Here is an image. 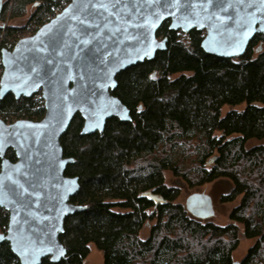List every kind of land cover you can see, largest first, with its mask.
I'll list each match as a JSON object with an SVG mask.
<instances>
[{"label":"trees","instance_id":"obj_1","mask_svg":"<svg viewBox=\"0 0 264 264\" xmlns=\"http://www.w3.org/2000/svg\"><path fill=\"white\" fill-rule=\"evenodd\" d=\"M44 1L37 6L35 0H4L0 49L19 31L7 22L23 17L29 5L35 7L30 20L44 7L50 11L51 0ZM168 24L156 31L167 39L166 48L116 76L112 94L131 120L111 118L102 132L80 134L83 120L77 113L62 135L63 156L73 158L64 174L79 178L71 201L85 209L64 219L59 240L65 257L40 264H84L91 244L102 252L103 264H264V145L245 146L264 138V36L255 34L240 57L224 58L202 50L203 31L184 33ZM239 104L242 110L221 114L224 105ZM44 112L37 94L0 98L5 122L37 121ZM188 149L194 152L190 161ZM5 156L16 159L12 149ZM165 170L193 185L228 179L232 187L221 201L241 196L229 222L220 226L193 217L175 202L179 189L165 185ZM253 175L256 182L247 179ZM146 191L165 203L140 196ZM149 220L155 223L141 239L139 231ZM7 222L8 213L0 208V233ZM240 236L254 243L235 262ZM0 264H19L7 241L0 242Z\"/></svg>","mask_w":264,"mask_h":264},{"label":"water","instance_id":"obj_2","mask_svg":"<svg viewBox=\"0 0 264 264\" xmlns=\"http://www.w3.org/2000/svg\"><path fill=\"white\" fill-rule=\"evenodd\" d=\"M166 20L170 30L203 31L204 52L238 58L255 34L264 36V0H70L34 34L0 49V98L40 92L45 111L37 121L0 118V208L8 213L0 242L19 264L65 257L64 219L85 206L71 201L79 178L64 174L73 158L63 156L60 139L77 113L80 134L102 132L111 118L131 120L112 94L116 76L166 48L167 39L156 35ZM140 196L165 203L151 191ZM184 206L197 219L214 215L205 192L189 194Z\"/></svg>","mask_w":264,"mask_h":264},{"label":"rangeland","instance_id":"obj_3","mask_svg":"<svg viewBox=\"0 0 264 264\" xmlns=\"http://www.w3.org/2000/svg\"><path fill=\"white\" fill-rule=\"evenodd\" d=\"M35 10V7L33 5H29L26 8V14L23 17L13 19L10 22H7L10 25H15L19 27V30L23 28L29 21L30 17ZM183 38H185L184 35H182ZM244 108V104H239L236 106H230V105H224L221 109V114L224 115L227 111L230 109H236V110H242ZM15 121V120H13ZM12 121V122H13ZM10 123V122H7ZM218 134V133H215ZM257 145H264V138L262 139H250L246 144V148L249 149L253 146ZM186 161H190L191 158L194 157L193 149H188L186 151L185 156ZM194 163L188 162L187 166L192 167ZM207 166H211L210 163L207 164ZM242 164L240 165L241 168ZM164 175V183L168 187H176L179 189V196L176 198L175 202L180 203L184 206L186 197L194 192H205L208 195H210L213 203L214 208V215L207 218V219H200L203 223L205 222H212L214 224L225 226L229 220L228 215L231 212V210L236 207L241 199V196H238L235 200L231 202H222L221 196L225 193H228L229 190L232 187V183L225 178L214 180L210 183H206L203 185H193L189 182L182 179L180 176H175L172 174L170 170H165L163 172ZM248 180L251 182H256L257 177L252 176L248 177ZM115 210H120L118 208H115ZM122 211V210H120ZM155 223V220H149L147 221L139 231V237L141 239H145L148 237L151 226ZM254 243V239H245L242 236H240V242L236 250L232 252V258L235 262L241 260L243 256L245 255L247 249ZM84 264H103V255L100 250H98L94 244L90 245V252L88 253Z\"/></svg>","mask_w":264,"mask_h":264},{"label":"built area","instance_id":"obj_4","mask_svg":"<svg viewBox=\"0 0 264 264\" xmlns=\"http://www.w3.org/2000/svg\"><path fill=\"white\" fill-rule=\"evenodd\" d=\"M52 8L50 11H46L45 7L42 9V11L37 12V14L32 17V19L19 31H17L13 36H10L7 40L8 43V48L7 49H12L13 46L16 44V42L24 37L31 36L34 34L37 29H39L43 24L47 23L51 19H53L58 13L62 11L64 7L70 2V0H51ZM35 4L37 6L45 4L44 0H35ZM46 5V4H45ZM45 10V11H44ZM1 64V61H0ZM2 64L0 65V77L2 74ZM38 97L41 98L43 102V98L41 97V93L38 92L36 93Z\"/></svg>","mask_w":264,"mask_h":264}]
</instances>
